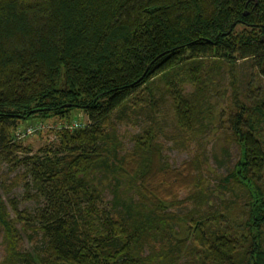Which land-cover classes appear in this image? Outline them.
Returning a JSON list of instances; mask_svg holds the SVG:
<instances>
[{
  "label": "trees",
  "instance_id": "trees-1",
  "mask_svg": "<svg viewBox=\"0 0 264 264\" xmlns=\"http://www.w3.org/2000/svg\"><path fill=\"white\" fill-rule=\"evenodd\" d=\"M239 62L264 79V0H0V164L37 203L8 200L12 217L0 200V264H264V91L241 98ZM162 105L172 148L196 147L179 166ZM128 112L147 114L130 148ZM35 118L67 125L31 154L11 132ZM216 122L239 156L211 185L200 141Z\"/></svg>",
  "mask_w": 264,
  "mask_h": 264
},
{
  "label": "rangeland",
  "instance_id": "rangeland-1",
  "mask_svg": "<svg viewBox=\"0 0 264 264\" xmlns=\"http://www.w3.org/2000/svg\"><path fill=\"white\" fill-rule=\"evenodd\" d=\"M238 88L240 90L241 98L249 97L257 98L259 93L258 90L261 88L264 91V79L253 75V72L245 62L238 63ZM230 78L228 75L225 76L222 82L223 89L226 94L224 96L219 95L218 102L220 107L223 108L226 103H229L231 98V88L229 87ZM187 92H192L191 86H186ZM250 100V101H251ZM161 113L159 117L162 122V126L165 129L166 135L163 137V142L166 145L165 154L169 158L170 163L173 166H179L185 160H189L194 156L196 147L192 145L186 151H179L172 148V141L168 138L169 131L173 125L172 114L168 112V106L162 105L160 107ZM168 112V113H167ZM140 112H128V116L124 117L123 120L117 124V130L122 137L124 144L127 148L131 147L129 136L138 131L145 123L146 113L139 114ZM166 113V114H165ZM70 124L73 126L85 125L87 123L86 116L79 110H71L69 113ZM39 124V125H38ZM65 120L58 118H47V119H30L25 121H17L15 130H12L11 135L14 137V142L20 144L22 147L27 148L31 151V154L37 153L42 148H54L58 144V132L62 126H66ZM39 126V127H38ZM222 123H214L209 129L203 139L200 141L202 150L205 151L207 156V162L205 163L204 176L209 178L211 185H215L217 178L225 175L229 168L236 161L239 156V150L236 146H232L229 149V153H225L221 146L224 144L222 140L224 137L219 138V133L222 131ZM37 127L38 130L30 134H26L27 128ZM261 139L264 145V127L260 129ZM216 155V156H214ZM23 169L19 166H13L11 163L0 164V200L6 205L7 210L8 200L15 199L18 202V209L25 213H30L36 208L37 203L33 199L24 198V179L21 177ZM186 197L185 193L181 194V198ZM216 201V200H215ZM193 205L189 204L186 208L192 209ZM186 210V209H185ZM9 214L14 217L13 213L9 208ZM19 228V225H17ZM40 244V236L30 231L26 233L21 232V248L25 251H30L34 247H38ZM3 255L2 245V231L0 230V259Z\"/></svg>",
  "mask_w": 264,
  "mask_h": 264
},
{
  "label": "built area",
  "instance_id": "built-area-1",
  "mask_svg": "<svg viewBox=\"0 0 264 264\" xmlns=\"http://www.w3.org/2000/svg\"><path fill=\"white\" fill-rule=\"evenodd\" d=\"M33 130L36 131V130H38V128H37V127H34V128H27L26 134H30V133H32Z\"/></svg>",
  "mask_w": 264,
  "mask_h": 264
}]
</instances>
